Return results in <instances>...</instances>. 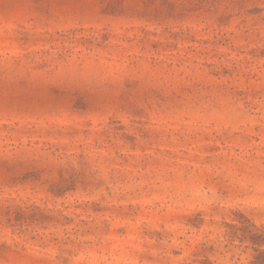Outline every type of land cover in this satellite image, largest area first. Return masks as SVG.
I'll return each mask as SVG.
<instances>
[{"label": "rangeland", "instance_id": "rangeland-1", "mask_svg": "<svg viewBox=\"0 0 264 264\" xmlns=\"http://www.w3.org/2000/svg\"><path fill=\"white\" fill-rule=\"evenodd\" d=\"M264 231V0H0V264H249Z\"/></svg>", "mask_w": 264, "mask_h": 264}, {"label": "trees", "instance_id": "trees-1", "mask_svg": "<svg viewBox=\"0 0 264 264\" xmlns=\"http://www.w3.org/2000/svg\"><path fill=\"white\" fill-rule=\"evenodd\" d=\"M247 238L254 247L255 255L249 261V264H264V231L258 229H249Z\"/></svg>", "mask_w": 264, "mask_h": 264}]
</instances>
